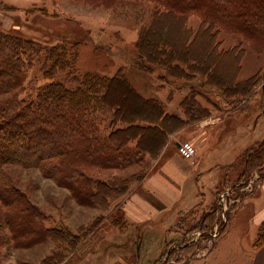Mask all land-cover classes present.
I'll return each instance as SVG.
<instances>
[{
	"label": "trees",
	"instance_id": "trees-1",
	"mask_svg": "<svg viewBox=\"0 0 264 264\" xmlns=\"http://www.w3.org/2000/svg\"><path fill=\"white\" fill-rule=\"evenodd\" d=\"M78 1L104 8L126 2ZM148 1L153 2L154 11L139 31L136 66L145 72L160 67L173 79L184 80L189 86L181 102L185 117L168 112L159 99L145 97L123 70L112 76L76 73L81 80L75 88L51 80L39 87L35 96L24 97L26 68L33 62L32 54L39 53L34 48L26 53L25 44L31 39L0 32V259L10 240L15 247H31L49 240L56 245L81 235L86 238L67 227L48 225L51 215L9 175L11 166L40 168L45 177L67 187L78 203L105 211L127 193L132 180L143 181L147 175L130 179L102 174L143 165L148 157L161 153L172 133L211 114L210 107L200 100L207 95L198 86L234 99H244L253 90L258 75L237 82L232 73L225 82L226 63L233 58L236 73L243 49L223 47L217 35L220 30L232 29L255 40L264 39V0ZM192 14L202 19L199 29L188 22ZM200 38L205 44L198 45ZM46 59L51 66L44 73L52 78L58 68L67 66L68 48L53 46ZM101 218L102 214L98 215L83 232L98 228ZM120 219L125 226L122 209ZM258 243H264V224ZM58 248L55 246L41 264L58 261Z\"/></svg>",
	"mask_w": 264,
	"mask_h": 264
},
{
	"label": "rangeland",
	"instance_id": "rangeland-1",
	"mask_svg": "<svg viewBox=\"0 0 264 264\" xmlns=\"http://www.w3.org/2000/svg\"><path fill=\"white\" fill-rule=\"evenodd\" d=\"M153 11V2L148 0H126L123 6L111 8L78 0H0V32L31 39L30 44H25L24 48L28 49L26 53L29 54L32 48L39 53L31 56L33 62L26 68L25 90L21 95L35 96L37 89L51 80H60L68 87L75 88L80 83L79 77L87 71L112 76L119 70H123L144 94L155 96L159 90L162 97L167 95L173 78L163 68L155 67L153 71L145 72L136 66L139 59L136 47L139 31L144 24L149 23ZM188 22L194 29L202 27V19L197 14H192ZM217 36L223 47L241 46L243 49L240 65L235 68L236 73L233 72V58L226 63L225 82L232 73L237 82L255 75H258V81H254L253 90L244 99L228 98L212 88L211 92L217 93L210 95L209 89L198 86L207 95L206 100H202L213 109V105L227 111L237 106L242 108L237 114L223 112L221 115L232 116L229 125L233 128L234 136L237 127H242V131L246 127L240 119L245 120L254 113L256 119L260 116V122L256 127V121H252L247 127L248 132L237 142L248 139L239 144V149L233 155L227 153L223 156L224 162L232 164L216 169L227 179L214 189L207 187L205 203L198 204L187 215H180L189 220L184 219L188 220L184 225L175 222L172 229L170 227L172 233L164 235L168 241L160 260L153 264H252L260 247L258 236L264 224V176L258 179L256 175L264 173V39L258 37L255 40L232 29L220 30ZM200 39L197 40L198 45L205 44L204 38ZM56 45L68 48L69 61L65 68H58L52 78H48L44 71L51 66V62L46 59V52ZM76 73L80 76L77 77ZM183 81L174 78L177 84ZM164 82L167 85L159 89V84ZM149 85L155 91L152 88L148 92L143 90ZM163 158L160 154L148 157L143 165L112 169L101 176L107 178L119 174L130 179L146 176L158 168ZM9 169V175L18 179L19 187L51 215L48 225L67 227L73 233L86 235V238L81 235L68 241H57L56 245L49 240L31 247H15L10 240L2 248L0 264H41L57 245L58 261H52L51 264H94L82 259V254L88 250L87 241L95 229L91 233L83 232V229L100 214L102 220L98 227L103 224L107 228H124L120 219V202L125 194L112 201L110 208L103 211L97 205L78 203L67 187L45 177L40 168L16 165ZM252 175V178L256 177L255 182L246 184L245 179ZM141 181L132 180L130 189ZM159 225L161 223L138 236L142 253L149 249V243L156 244L161 238L156 234ZM120 234L124 238L128 237L129 245L133 237Z\"/></svg>",
	"mask_w": 264,
	"mask_h": 264
},
{
	"label": "crops",
	"instance_id": "crops-1",
	"mask_svg": "<svg viewBox=\"0 0 264 264\" xmlns=\"http://www.w3.org/2000/svg\"><path fill=\"white\" fill-rule=\"evenodd\" d=\"M166 85L165 82L160 83L158 88ZM169 85L171 90L163 97L159 90L155 96H148L136 88L145 97L159 99L168 112L185 117L181 102L188 93L189 86L185 83L177 84L174 79ZM150 88L152 85L146 86V89L143 90L148 92ZM153 91L155 90L153 89ZM212 93L217 92L212 91L210 95ZM200 100L204 104V100ZM205 105L210 107L208 104ZM213 107L215 109L210 107L211 114L209 116L191 120L170 135L167 144L160 153V156L164 158L158 168L147 174L143 181L133 185L121 198L124 228H107L103 227V224L96 228L87 241L88 250L84 251L82 259L94 264H153L160 260V255L168 241L164 239V235L172 233L170 227L172 229L175 222L184 225L185 221L189 220V218L180 215H187L198 204L205 203L207 187L214 189L227 179L216 169L232 164V162H224L223 156L227 153L233 155L234 151L239 149V144L248 139L242 140L240 143L237 142L241 136L248 132L247 127L252 121H256V127L259 125L260 116L256 119V115L252 113L245 118L246 121L240 119L246 127H244V131H242V127H237V130L235 127L234 136L233 128L229 125L233 120L232 116L223 117L221 115L223 112L237 114L242 108L237 106L234 110L227 111L222 107L214 105ZM185 139L196 144L198 148L196 158H185L178 151L179 143ZM158 223L161 225L156 229V234L161 238H158L156 244L149 243L147 247L149 249L142 253L138 246V241H140L138 236H142L143 231ZM120 233L133 237L129 245L127 244L128 237L124 238ZM116 236L122 238L117 239ZM252 264H264V243L257 249Z\"/></svg>",
	"mask_w": 264,
	"mask_h": 264
},
{
	"label": "built area",
	"instance_id": "built-area-1",
	"mask_svg": "<svg viewBox=\"0 0 264 264\" xmlns=\"http://www.w3.org/2000/svg\"><path fill=\"white\" fill-rule=\"evenodd\" d=\"M179 152L186 158L192 159L196 156L198 150L196 144L193 141H184L178 146ZM258 177V175H256ZM252 178L246 184H252L255 182V178Z\"/></svg>",
	"mask_w": 264,
	"mask_h": 264
},
{
	"label": "water",
	"instance_id": "water-1",
	"mask_svg": "<svg viewBox=\"0 0 264 264\" xmlns=\"http://www.w3.org/2000/svg\"><path fill=\"white\" fill-rule=\"evenodd\" d=\"M182 246H184V245H182Z\"/></svg>",
	"mask_w": 264,
	"mask_h": 264
}]
</instances>
